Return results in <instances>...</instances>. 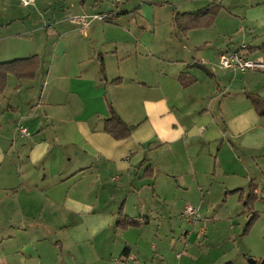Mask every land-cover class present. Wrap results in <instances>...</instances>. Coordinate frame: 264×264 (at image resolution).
<instances>
[{
    "label": "crops",
    "instance_id": "crops-1",
    "mask_svg": "<svg viewBox=\"0 0 264 264\" xmlns=\"http://www.w3.org/2000/svg\"><path fill=\"white\" fill-rule=\"evenodd\" d=\"M213 1L210 26L173 27L175 13ZM260 46L264 0H0V62L40 58L0 96V264H199L202 243L264 259V215L245 236L244 218L180 216L243 206L250 189L264 207V116L250 97L264 100V68L219 64L242 47L264 60ZM109 104L134 126L128 138L103 130ZM121 217L148 223L122 229Z\"/></svg>",
    "mask_w": 264,
    "mask_h": 264
},
{
    "label": "trees",
    "instance_id": "trees-1",
    "mask_svg": "<svg viewBox=\"0 0 264 264\" xmlns=\"http://www.w3.org/2000/svg\"><path fill=\"white\" fill-rule=\"evenodd\" d=\"M221 6L218 2L213 1L206 5L205 7L198 9L193 12H184V13H175L172 21V25L175 29L185 34L191 29L208 27L214 21L218 11ZM112 16H108L103 21H111ZM263 50L264 46L253 48L252 50ZM40 67V58L38 55L29 56L26 58H18L10 61L0 62V96L3 94L6 85L7 77L12 75L18 79H32L34 78L36 72ZM100 74L103 80H105L104 66L103 63H100ZM187 76L180 75L179 80L183 86H187L190 81L186 80ZM120 79L113 80L112 83H118ZM251 102L254 109L261 116H264V100L256 97L250 96ZM134 126H128L114 111L112 106L109 104V117L104 120L103 130L111 135L114 139H126L131 135ZM256 200V194L252 189L248 194L245 201H243V206L247 208L248 212H252L253 205ZM255 214L249 219L245 228L242 232V235H245L253 223V218ZM148 223L147 218L141 219H131L127 217H121L118 226L122 229L128 227H138L142 224Z\"/></svg>",
    "mask_w": 264,
    "mask_h": 264
},
{
    "label": "rangeland",
    "instance_id": "rangeland-1",
    "mask_svg": "<svg viewBox=\"0 0 264 264\" xmlns=\"http://www.w3.org/2000/svg\"><path fill=\"white\" fill-rule=\"evenodd\" d=\"M200 208H201V211H200L201 218L204 221L203 223H205V221H207V218L209 220L213 217H215L216 219H223V218H226L227 216H230L235 220L244 218V219H242L244 221V224H242V227H243L242 232L245 228V225L249 221V219L253 216V214H255V217L253 218L254 219L253 223L245 235L249 234V232L253 228V226H255V224L259 220H262L263 215H264V209H262L264 207L254 206V205H253V210L250 213L248 212L247 208H245L244 206H201ZM180 216H181V214H180ZM223 231L224 230L222 228H220V230L218 232L219 235L217 237H215L216 238L215 243H221V241L224 240L223 238H221L223 235ZM255 231H257V234H259V236H261L260 233L262 232V229L260 227V223L256 227ZM226 234L227 233H224V235H226ZM205 244L206 243L199 244V247H200V250L202 251V253H204L205 255L209 254L208 255L209 257H207V258L204 257L203 260L199 264H205V263L217 264V263H214L216 261H218V264H227V263L249 264L248 259H250V258H253L256 261V264H261V261H264V259L255 258L253 256H245V258H243V257L240 258V256L236 253V251L234 252L235 249L231 250L230 252L229 251L227 252L226 250L228 247H230V245H231L230 243H228L227 245L224 244V246H223L224 248H226V249H224V252H226V254L223 258V255L219 254L221 248L217 251L216 250L210 251V249L206 248L207 246Z\"/></svg>",
    "mask_w": 264,
    "mask_h": 264
},
{
    "label": "built area",
    "instance_id": "built-area-1",
    "mask_svg": "<svg viewBox=\"0 0 264 264\" xmlns=\"http://www.w3.org/2000/svg\"><path fill=\"white\" fill-rule=\"evenodd\" d=\"M35 0H20V3L23 6H28L34 3ZM108 16H113L112 14H95L93 17L99 20H104ZM70 21L78 26L79 28H85L89 22L90 18L85 15H77L70 18ZM244 47L235 51H224L219 55V64L225 69L228 70H260L264 68V60L254 58L250 59L243 53ZM19 132L25 136L29 135V132L25 127H19ZM181 217L188 224H194L198 221H201L202 218L199 214L197 207L192 205H187L183 209L181 213ZM204 226L201 228L202 232H204Z\"/></svg>",
    "mask_w": 264,
    "mask_h": 264
},
{
    "label": "water",
    "instance_id": "water-1",
    "mask_svg": "<svg viewBox=\"0 0 264 264\" xmlns=\"http://www.w3.org/2000/svg\"><path fill=\"white\" fill-rule=\"evenodd\" d=\"M192 67L197 68V69H199L205 73L208 72L207 69L203 66V64H201L199 62H194L192 64ZM248 262H249V264H255L256 261L253 258H250V259H248ZM261 264H264V261H261Z\"/></svg>",
    "mask_w": 264,
    "mask_h": 264
},
{
    "label": "clouds",
    "instance_id": "clouds-1",
    "mask_svg": "<svg viewBox=\"0 0 264 264\" xmlns=\"http://www.w3.org/2000/svg\"><path fill=\"white\" fill-rule=\"evenodd\" d=\"M105 224H100L97 227H94L89 233L88 235L90 237H94L103 227H105Z\"/></svg>",
    "mask_w": 264,
    "mask_h": 264
}]
</instances>
